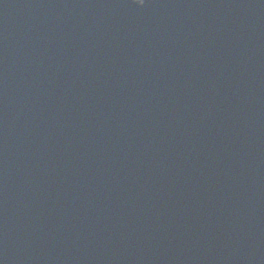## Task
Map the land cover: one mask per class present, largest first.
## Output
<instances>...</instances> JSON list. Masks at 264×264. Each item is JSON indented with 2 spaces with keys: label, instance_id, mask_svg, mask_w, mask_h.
<instances>
[{
  "label": "water",
  "instance_id": "water-1",
  "mask_svg": "<svg viewBox=\"0 0 264 264\" xmlns=\"http://www.w3.org/2000/svg\"><path fill=\"white\" fill-rule=\"evenodd\" d=\"M0 264H264V0H0Z\"/></svg>",
  "mask_w": 264,
  "mask_h": 264
},
{
  "label": "clouds",
  "instance_id": "clouds-1",
  "mask_svg": "<svg viewBox=\"0 0 264 264\" xmlns=\"http://www.w3.org/2000/svg\"><path fill=\"white\" fill-rule=\"evenodd\" d=\"M137 3L143 4L144 3V0H137Z\"/></svg>",
  "mask_w": 264,
  "mask_h": 264
}]
</instances>
